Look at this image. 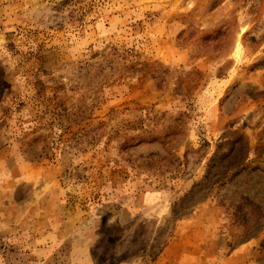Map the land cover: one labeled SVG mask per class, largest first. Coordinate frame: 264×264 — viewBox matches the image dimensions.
Instances as JSON below:
<instances>
[{
  "label": "rangeland",
  "instance_id": "obj_1",
  "mask_svg": "<svg viewBox=\"0 0 264 264\" xmlns=\"http://www.w3.org/2000/svg\"><path fill=\"white\" fill-rule=\"evenodd\" d=\"M263 242L264 0H0V264Z\"/></svg>",
  "mask_w": 264,
  "mask_h": 264
},
{
  "label": "trees",
  "instance_id": "obj_2",
  "mask_svg": "<svg viewBox=\"0 0 264 264\" xmlns=\"http://www.w3.org/2000/svg\"><path fill=\"white\" fill-rule=\"evenodd\" d=\"M240 171H238L237 173H239ZM263 244H264V242H263Z\"/></svg>",
  "mask_w": 264,
  "mask_h": 264
}]
</instances>
